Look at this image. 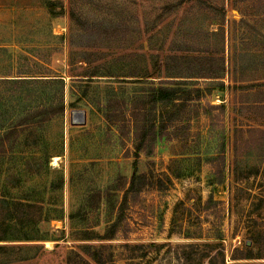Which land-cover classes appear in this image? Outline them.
Here are the masks:
<instances>
[{
	"label": "rangeland",
	"instance_id": "374dc122",
	"mask_svg": "<svg viewBox=\"0 0 264 264\" xmlns=\"http://www.w3.org/2000/svg\"><path fill=\"white\" fill-rule=\"evenodd\" d=\"M20 72L64 77L66 107L56 85L0 79V264H69L85 243L110 244L117 264H188L184 251L208 264L207 247L181 245L203 241L225 264H251L238 248L264 264V134L246 142L264 129V0H0V78ZM149 84L182 98L158 105L165 128L126 199L132 100ZM208 102L224 108L214 122Z\"/></svg>",
	"mask_w": 264,
	"mask_h": 264
},
{
	"label": "trees",
	"instance_id": "16d2710c",
	"mask_svg": "<svg viewBox=\"0 0 264 264\" xmlns=\"http://www.w3.org/2000/svg\"><path fill=\"white\" fill-rule=\"evenodd\" d=\"M6 82H16V83H27V84H41L44 86L47 85H56L57 93H58V105L59 110L64 111L66 107L65 103V89H66V81L64 77L55 74H28L20 72L19 74H9L7 76H3L0 78ZM141 91L139 94L134 95L131 105V116L133 118L134 123V147L136 152V159L133 162L134 171L131 179V184L126 192V199L128 197L129 192H137L139 193L140 187L137 186V180L139 178H145L146 175L143 173H139L138 168V157L140 153H144L148 157L153 154L155 147V140L158 135V129H164L165 124L164 121H160V125H157V120H159L157 115L158 105H162V108L166 106H171L181 100L180 90L181 86L179 85H142ZM192 91H201L200 87H192ZM200 98V97H199ZM204 110L208 114L211 122H214L217 119H220V114L224 111L222 105L213 104L211 102L205 103ZM217 111L218 113H214ZM242 134H244V129H240ZM247 132L250 134V138L248 137V141L251 140V137L254 134L262 133L264 134L263 128H248ZM237 140V137H236ZM226 156L224 153H219L214 157L209 158L210 164H212L215 168H217L218 182L223 181V169L222 166L225 164ZM143 184H146V181H143ZM164 181L162 178L157 179L156 185L158 188L162 189L164 186ZM214 202L215 212L217 210V205L221 204L222 201H215L212 194L208 196L205 201V205L207 207L209 204ZM9 204V203H8ZM15 204H20L21 206L32 207L35 206L36 203H30L25 201H17ZM220 208V207H219ZM221 210V208L219 209ZM1 215V214H0ZM42 212L39 214V217H42ZM209 215L206 213L205 217ZM197 217H202V215H197ZM118 219L115 220L110 229L104 234L101 235V238H113L117 231ZM110 230H112L110 232ZM219 243H211V241H203V243L198 242H190L183 243L184 247L187 248H195L199 246L207 247L204 252L199 253V255L204 258H208V264H225V254L218 245ZM83 246V250L85 254H82L80 251H74L75 256H71L69 259V264H117V261L114 259V252L111 251L110 244L103 243L101 245H95L93 243H85ZM128 250H137L144 247L143 243H130L129 241H125L124 245ZM240 251L241 256L239 257H253L249 254L248 249H237ZM186 258L188 264H192L191 254L184 253L182 254ZM130 255L129 258H133ZM263 257V256H260ZM235 258V257H234Z\"/></svg>",
	"mask_w": 264,
	"mask_h": 264
},
{
	"label": "water",
	"instance_id": "95a60500",
	"mask_svg": "<svg viewBox=\"0 0 264 264\" xmlns=\"http://www.w3.org/2000/svg\"><path fill=\"white\" fill-rule=\"evenodd\" d=\"M73 122L74 123H83L86 121V110L84 109H75L74 110Z\"/></svg>",
	"mask_w": 264,
	"mask_h": 264
},
{
	"label": "crops",
	"instance_id": "0c3cea01",
	"mask_svg": "<svg viewBox=\"0 0 264 264\" xmlns=\"http://www.w3.org/2000/svg\"><path fill=\"white\" fill-rule=\"evenodd\" d=\"M255 257H233L234 261H238V262H245V263H251L253 264Z\"/></svg>",
	"mask_w": 264,
	"mask_h": 264
},
{
	"label": "bare ground",
	"instance_id": "6f19581e",
	"mask_svg": "<svg viewBox=\"0 0 264 264\" xmlns=\"http://www.w3.org/2000/svg\"><path fill=\"white\" fill-rule=\"evenodd\" d=\"M75 116V115H74ZM76 117V116H75Z\"/></svg>",
	"mask_w": 264,
	"mask_h": 264
}]
</instances>
